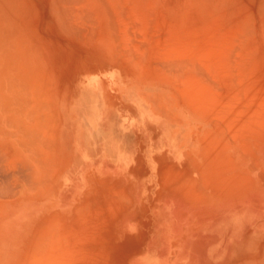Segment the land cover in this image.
<instances>
[{
  "label": "bare ground",
  "instance_id": "bare-ground-1",
  "mask_svg": "<svg viewBox=\"0 0 264 264\" xmlns=\"http://www.w3.org/2000/svg\"><path fill=\"white\" fill-rule=\"evenodd\" d=\"M32 11L42 36L46 23L54 25L48 33L91 38L95 32L106 47L112 36L114 57L125 56L142 80L135 98L160 120L163 136L154 149L184 157L191 168L162 174L151 206V193L140 195L139 209L131 198L118 209L106 204L104 219L113 226L106 238L98 237L96 220L82 215L92 210L96 219L100 211L87 206L76 216L74 202L88 205V196L104 192L116 197L121 181L104 184L91 175L85 188L70 197L62 189L55 199L42 185L57 179L60 188L70 175H60L59 158H51L56 145L43 124L53 120L43 123L39 114L41 92L32 87L39 83L37 60L30 45L24 50V29L17 30L21 15ZM152 31L164 34L162 43ZM209 69L231 99L216 113L210 105L223 96L214 94L220 88ZM196 120L213 125L211 132L187 129ZM0 154L14 169L0 180L7 182L0 187V264H264V0H0ZM204 154L214 167L209 175L197 163ZM37 205L46 206L42 216L33 226L26 220L20 233L21 214ZM133 220L138 230L131 235ZM56 221L61 225L50 230Z\"/></svg>",
  "mask_w": 264,
  "mask_h": 264
},
{
  "label": "rangeland",
  "instance_id": "rangeland-1",
  "mask_svg": "<svg viewBox=\"0 0 264 264\" xmlns=\"http://www.w3.org/2000/svg\"><path fill=\"white\" fill-rule=\"evenodd\" d=\"M38 9L41 10L40 7H38ZM35 13L36 11H32L31 14L27 13L26 16L24 14L21 15L17 30H19L20 28L24 29L23 32H21L24 38V40L22 39V41H25L26 43L23 46L25 47L24 50L29 51L27 46L30 45V51L37 60V65L34 66L32 70L34 76L38 77L39 83L37 85H33L32 87L35 89V91L41 92L39 95H37L36 98L38 103L42 104V110L39 111V114L43 115V123L46 116H50L49 118H51V121L53 120V122L50 124H43L44 129L48 127L50 128L49 136L53 137V142L56 145L55 147H52L51 152L54 149L56 150L57 154H51V158H59L61 164L59 169L60 175H70L68 180L61 184L60 188L58 187L59 181H57V179L44 181L42 185L45 190L49 192L50 199H55L56 194L62 192V189L65 196L70 197L74 195L76 191L85 188V178H90L91 175H78V168L75 169L73 167H70V170L68 169V172L66 171L65 174L63 173V171L67 169L68 162L70 161L71 163V160H73L72 156H70L71 153H69L65 128H69L71 130V133L74 132V135H72L70 139H79L81 141L80 143L84 145V150L87 153L97 151L98 158L104 157L105 159H108V161H110L111 163V166L114 167L113 172H115L116 174L124 171L126 166L130 162V157L125 153L124 150L133 152L137 148L138 142H143L144 140L147 145L149 144V146H151V148L149 146H147V148L149 147L150 149H152V147L154 148L156 146L157 148H159V137L163 136V131L158 128L160 127V120L156 118L152 113H150L149 105L135 98L137 97L136 92L139 91H136L137 88L135 87V85L137 86V84H139V82H141L142 80L137 76V72L134 71L130 63H128L129 60L126 59L125 56L121 57V55H116V58L114 57L117 52L115 51L113 47L114 45L112 44V36H109L111 42L109 41V39H107L109 47H106L103 46L105 44L95 39L98 37V35H95V32H93L95 36H89L91 38H82L81 36L77 35H75L74 37V35H66V33H58L54 30V32L50 31V33H48V28L52 29L54 25H48L47 23L45 25L47 34H44L42 36L41 28L43 27L41 24V19L40 16ZM44 17L45 19L47 18L46 16ZM153 32L154 31H152V33ZM153 34L152 37L154 38L156 36L154 39L161 40L162 43L164 34L161 32H154ZM44 37H48L47 43L42 40ZM236 42L234 41L233 44H235ZM28 53L29 62H31L33 58L30 57V52ZM221 53H223V51ZM105 54H107L108 56H106ZM232 54L233 53H231V56ZM227 55L228 51H224L222 57ZM165 56H167V54H164V57ZM233 57H231V59ZM236 59L237 58L234 57L232 60L234 61ZM116 63H119V66ZM166 70H168V68ZM183 70L185 69H180V71L178 72H182L185 74L186 72ZM203 70L205 71V69ZM212 70H208V74L206 73L207 77L210 76V79L212 78L211 80L215 82L211 83L215 84L214 86L217 85V88L218 86L220 88L218 89V91H216L218 93L214 94L223 96V99L219 101V103L210 105V109H212V111L216 113L218 109L223 110V105L229 106L231 99L228 97L230 95L225 93L221 88V79H218V75L215 73V70ZM172 74H175L174 71L172 72ZM211 74L215 75L216 77L214 76L215 78H213ZM201 75L202 73H200V76ZM210 79L208 81H210ZM181 80L182 79H180V81ZM177 82H179V79H177ZM212 84L211 87L214 88ZM164 86L167 88L169 87L166 84ZM142 90L147 93L155 92V90L153 89ZM223 101H225V103ZM151 107L152 109H154L153 106ZM217 125H219V128H224V126H222L220 123H218ZM187 126V129L189 130H197L199 128H202V134L205 132H211L209 130H211V128L213 127V125L205 124L201 121L199 122V120L191 121ZM230 126L231 128L234 127L235 123H233V125L231 123ZM221 134L222 133H220V131H217L214 136H217L216 138H223ZM150 143L153 145H151ZM139 146H141V144H139ZM3 157L4 155L0 154V165L3 164L2 166H0V171H2L0 172V177H2L0 178V180H3V178H7L9 175H11L12 172H14V169H10L9 166L6 167L7 162L6 159H4L5 157ZM16 167L18 170L19 167ZM45 172H48V174H50L48 170H46ZM2 175L5 176L3 177ZM38 175H41V173L39 172ZM103 181H105L103 182L104 184L110 185H114L112 183L116 181L122 182V185H120L121 187L115 185L116 187L120 188V191L118 192V194H116V197L114 195H107V193L104 192L106 194L105 197L100 195H92L91 197L88 196V205L84 201V203L82 201L74 202V208H76V216L79 215L81 211H84L80 209H83V207L87 206L92 209L95 206V208L100 211V214H98V217H96V219H92L94 218V212L92 210L90 212L87 211V213L85 214L84 212L86 211L82 213V215H85L88 219H91L93 221L96 220L97 233L100 234L98 235L99 238H101L102 236L103 238H106V236L112 233L113 230V226H110L111 220L108 221L107 219H104L105 213H103V209L105 210L110 206L115 207V209L119 206H121V208L122 206L126 207L127 198L133 199V203L130 205H134L135 209H139V205L141 204V194H136L130 184H124L126 182L129 183V181L123 179V175H106L103 178ZM0 183L1 188H3L4 186L6 188L7 182L4 186H1L2 184H4V182L2 183V181H0ZM145 186L146 193L144 195L147 197V194L151 193V196L146 199L147 203L149 202L148 206H151L153 204V202L151 201V198H153L151 191L152 186ZM91 187L94 190V187ZM159 187L160 185L157 184V189L155 192H157ZM0 191H3V189ZM37 204H40V202H38ZM106 204L110 206H107ZM45 208L46 206H43L42 209H40L39 205H37L34 206L31 210L23 213V215L21 214V224L19 232L24 233L26 231L28 221L30 223L31 219L33 220L31 226H33L35 224V219H37V217L39 216H42ZM137 212L138 211H136V213ZM15 216L16 214L14 213V215L11 216L10 221H12ZM26 220H28L27 223ZM12 223L14 222L12 221ZM57 223L52 222V224L49 225V229L56 230V228H59L56 225L60 226L61 223ZM155 226L156 225L153 223L152 233H154L155 231ZM96 229L94 228L95 233ZM137 230V221L133 220L131 222V235L136 234ZM107 231L110 233L108 234ZM105 233L108 235H106ZM92 235L96 236L95 234Z\"/></svg>",
  "mask_w": 264,
  "mask_h": 264
},
{
  "label": "crops",
  "instance_id": "crops-1",
  "mask_svg": "<svg viewBox=\"0 0 264 264\" xmlns=\"http://www.w3.org/2000/svg\"><path fill=\"white\" fill-rule=\"evenodd\" d=\"M65 130L67 135L66 140L69 153H71L70 156H72L73 160H71V163L70 161L68 162L67 169L63 171L64 174L66 173V171L68 172V169L70 170V167H73L75 169L78 168V175H97L101 179H103L106 175H123V179L129 181V183L126 182L124 184H130L136 194L143 195L146 193L145 185L150 186V184H152L151 191L155 192L157 189V181L161 180V177L163 178V176L168 174V172H171L172 168L175 167L177 170L179 169L182 172L184 170H188L189 172L191 169L190 167H187L188 163L184 160V157L180 159L184 160L182 162V165H180L178 164L180 160L178 161L176 157L174 158V156L171 155L166 149H162L161 151H157V149H154L153 147L152 149H150L151 146H149V144L147 145L144 140L143 142H138L137 148L133 152H128L123 149L125 153L130 157V162L126 166L124 171L116 174L115 172H113L114 167L111 166V163L110 161H108V159H105L104 157L98 158L97 151L87 153L84 150V145L80 143L81 141L79 139H70V137L74 135V132L71 133V130L69 128H65ZM139 144H141V146H139ZM147 146H149L150 148H147ZM162 153H165L166 156L162 155ZM159 156H161V158ZM207 159L208 157L204 154V156L200 158V161H197L198 165L201 166V171L204 175H209L211 168H214L210 167L213 165L209 166ZM185 162L186 165H184ZM167 164L169 165V167ZM218 166L220 165L215 164V170H219ZM162 174L163 176H161Z\"/></svg>",
  "mask_w": 264,
  "mask_h": 264
}]
</instances>
